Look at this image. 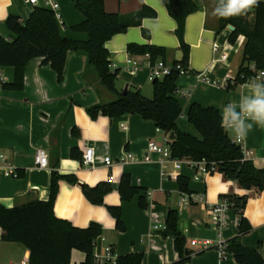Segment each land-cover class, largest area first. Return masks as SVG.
Listing matches in <instances>:
<instances>
[{
  "label": "crops",
  "instance_id": "1",
  "mask_svg": "<svg viewBox=\"0 0 264 264\" xmlns=\"http://www.w3.org/2000/svg\"><path fill=\"white\" fill-rule=\"evenodd\" d=\"M40 5L44 0H39ZM199 9L190 14L186 21L185 41L190 47V72L179 74L176 97L181 103L182 115L177 127L185 133L201 138L197 129L187 120V112L193 103L204 107H215L223 115L225 108L238 105L242 96L248 94L246 87L253 81L234 84L243 62L246 38L241 36L231 44L229 37L233 28L228 25L220 29L219 16L214 14L217 0H194ZM263 1L264 0H259ZM63 37L84 41L85 32L73 30V26L84 20V15L75 7L73 0H58ZM148 6L155 9V18L143 20V26L128 28L106 43L110 52L111 69L118 71L117 85L121 89L136 87L146 97H153V82L150 81V55L128 52L131 43L165 47L166 62L170 65L184 60L177 37V22L171 17L163 0H105V9L110 13L129 14ZM36 5L28 0H0V34L12 37L6 21L10 14L27 20ZM149 33V37L144 35ZM220 51H214V44ZM225 54L226 58L222 59ZM63 79L60 81L50 65L42 58H34L25 67V87L22 90L3 89L2 83L12 82L16 69L0 66V152L18 168L19 178L4 175L0 180V203L14 207L31 200L47 201L50 196L53 170L61 175L75 177L72 183L61 179L54 205L56 217L67 219L74 226L87 228L95 222L103 227V235L95 248L96 264H115L107 258L111 252L116 257L130 253H142L145 264H172L179 259L175 239L165 236L164 229H155V221L165 225L168 211L180 212L179 229L187 238L190 250L189 264H237L234 255L224 258L218 244L237 238L241 214L228 209L222 215L221 223L212 220L211 209L221 202L223 195L248 196L244 217L251 230L240 235L242 244L259 248L264 258V191L256 188L244 189L237 181L227 179L219 170L206 174L184 163L180 169L170 165L163 174L162 155L152 153L146 161L151 141L163 144L170 133L159 130L157 124L140 115H125L119 118L99 116L92 118L87 109L112 98L104 89L94 71L87 65V57L78 52L68 53ZM128 60L136 67L132 73ZM163 60V59H162ZM207 80V82L204 81ZM264 82L262 79H256ZM151 82V83H150ZM216 83V84H215ZM224 84V85H222ZM237 112L240 110L237 106ZM126 126V127H124ZM231 139L238 143L235 134L227 128ZM241 145L251 152L249 160L256 167H264V127L253 125ZM88 147L95 149L96 162L93 167L85 166L82 160L72 156L77 149L82 156ZM39 149L49 156V167L39 168L36 154ZM134 161H123L127 155ZM113 164L106 165V157ZM1 171H4L3 169ZM123 174H129L134 186L140 192L130 201H123L120 184ZM189 179L191 194L202 197V201L181 205L185 193L181 191L179 177ZM102 182L111 183L112 190L105 196V205L91 203L83 193V185L95 187ZM146 196L147 209H142L140 199ZM108 206H120L125 231L117 228L116 219ZM0 227V264H27L30 252L22 244L4 241ZM204 240L213 241L205 248ZM86 254L74 250L71 264H81Z\"/></svg>",
  "mask_w": 264,
  "mask_h": 264
},
{
  "label": "trees",
  "instance_id": "2",
  "mask_svg": "<svg viewBox=\"0 0 264 264\" xmlns=\"http://www.w3.org/2000/svg\"><path fill=\"white\" fill-rule=\"evenodd\" d=\"M73 2L75 8L84 15V20L73 26V30L87 33L88 39L84 41L63 37L56 11L44 5H37L27 20H22L15 14L8 16L6 25L12 37L0 34V66L14 67L16 76L12 82L2 83L3 89L22 90L25 87V67L34 58H42V63L50 65L61 81L68 53L71 51L82 53L87 57V65L96 71L102 87L112 96L111 99H103L87 109L92 118L101 115L110 118L140 115L145 120L154 121L159 130L174 133L175 137L168 141L174 159L206 161L207 167L215 165L227 179L237 181L244 189L256 188L264 191V167L258 168L252 160L245 159L242 146L229 136L223 115L217 108L204 107L198 103L190 106L187 120L194 125L201 138L182 132L177 127V120L182 115L181 103L176 97L178 71L174 69L169 76L153 81L152 98L146 97L142 90L136 87H128L127 90L118 87V71L111 69V56L106 43L130 27L143 26L144 19L155 18L157 16L155 9L144 6L138 11L120 14L107 12L105 0ZM163 2L171 17L177 22L176 34L184 54V60L180 63L188 65L190 47L185 41L186 21L199 6L194 0ZM219 20L220 29L228 25L234 28L229 37L231 44L236 43L241 36L246 38L242 65L234 84L227 86L228 89H232L264 70V2L259 1L258 6L250 9L245 15L219 17ZM144 35L149 37L146 31ZM128 52L150 55L152 63L159 59L166 61L167 56L165 47L136 43L128 45ZM72 156L82 160V154L77 149L72 150ZM61 179L77 182L75 177L64 176L53 170L47 201L31 200L14 207H6L0 203V227L4 233L2 238L7 242L22 244L29 250L30 258L27 264H71L74 250L86 254V260L81 264H96L95 248L98 239L103 235V227L93 222L87 228H79L67 219L56 217L54 205ZM179 185L182 192L191 194L188 178L180 176ZM82 187L86 198L96 205H105V196L113 189L109 182H102L91 188L87 185ZM119 191L123 201H130L140 189L133 185L129 174H123ZM222 198L227 199L232 209L241 214L240 235L249 232L251 225L244 217L248 196L228 194ZM140 206L147 209L146 196L141 197ZM107 208L118 221L117 228L125 231L121 207ZM179 219V210L171 208L167 213L163 234L175 239V249L180 257L172 264H189L190 254H186L187 238L179 229ZM240 235L227 243V253L234 255L237 264H264L259 248L244 246ZM115 264H145L144 256L142 253L120 255L116 258Z\"/></svg>",
  "mask_w": 264,
  "mask_h": 264
},
{
  "label": "built area",
  "instance_id": "3",
  "mask_svg": "<svg viewBox=\"0 0 264 264\" xmlns=\"http://www.w3.org/2000/svg\"><path fill=\"white\" fill-rule=\"evenodd\" d=\"M28 1H29V3H31V5H36V6L40 5L39 0H28ZM41 5H44L45 7H49L51 9H53L54 11H56L57 17H58L59 21H61L62 17L59 13L60 5L58 3V0H44V2ZM214 51L215 52L220 51L219 44H217V43L214 44ZM225 58H226V55L223 54L222 59H225ZM128 64H129L128 68L131 70V72L135 73L136 67H135L134 63H132L131 60H128ZM174 69L176 70V72L178 71L179 74H187L190 72L189 66L184 65L180 62L170 65L166 61L159 59V60L155 61L154 63L151 62L149 79L151 82H153L157 79H163L164 77L169 76L174 71ZM256 79L264 80V70L259 71L256 76L252 77L251 80L254 81ZM204 81L207 82L206 79H204ZM222 85H224V84H222ZM124 127H126V126H124ZM169 140H170V138H167V140L163 144H159L158 142L151 141L148 145V152H147L146 158H145L146 161H150L152 153H159L160 155H162L163 158L161 159V164H162L164 175L167 174V169L171 164L174 165V167L176 169H180L184 163H187V164L192 165V166H197L198 169H200L202 172H204L206 174H211V173L218 170V168L215 165H212L210 168L207 167L206 161L197 162V161H192L190 159L189 160L174 159L171 155L170 146L168 144ZM238 143H240V145H241V140H238ZM242 148L244 150L245 159L249 160L248 158L250 157L251 152L247 151L243 146H242ZM37 152H38L36 154L37 166L39 168H48L49 167L48 153L42 149H39ZM83 154H84L82 156L83 165L93 167L95 165V162H96L95 149L93 147H88ZM127 160L134 161L135 158H133V156L128 154L127 157H125L123 159V161H127ZM104 161H105V164L107 166L113 164V159L111 157L107 156L104 159ZM2 169L4 171H1ZM4 175L10 176L13 178H19L20 177V173L18 172V168H16L8 160V157L4 153L0 152V180L3 178ZM202 200H203L202 197H196L194 194L185 193V196L181 200V205H189L193 202L202 201ZM231 208H232L231 203L227 199H222L220 203H218L216 206L212 207V209H211L213 222L215 224L221 223L223 213L225 211H227L228 209H231ZM153 227L155 229H160V228L165 229L166 228V226L161 225V223H159V221H157V220L155 221ZM212 242L213 241H211V240H204L203 245L205 248H209L213 245ZM227 247H228V244L226 242H223V243L219 242L218 250H219V253L221 255V258H224L225 255L227 254V251H226ZM107 258L110 260L116 261L117 257L113 253L108 252Z\"/></svg>",
  "mask_w": 264,
  "mask_h": 264
},
{
  "label": "clouds",
  "instance_id": "4",
  "mask_svg": "<svg viewBox=\"0 0 264 264\" xmlns=\"http://www.w3.org/2000/svg\"><path fill=\"white\" fill-rule=\"evenodd\" d=\"M259 0H217L214 14L222 18L245 15L258 6ZM247 95L242 96L238 105L225 108V127L229 128L237 140H243L253 125L264 127V82L254 80L246 86ZM239 107L237 112L235 109Z\"/></svg>",
  "mask_w": 264,
  "mask_h": 264
},
{
  "label": "water",
  "instance_id": "5",
  "mask_svg": "<svg viewBox=\"0 0 264 264\" xmlns=\"http://www.w3.org/2000/svg\"><path fill=\"white\" fill-rule=\"evenodd\" d=\"M230 27L233 28V26H231V25H230ZM233 29H234V28H233ZM125 90H127V88H126ZM174 137H175L174 133H171V135H170V139H173ZM190 252H191V251L187 249L186 254H190Z\"/></svg>",
  "mask_w": 264,
  "mask_h": 264
},
{
  "label": "rangeland",
  "instance_id": "6",
  "mask_svg": "<svg viewBox=\"0 0 264 264\" xmlns=\"http://www.w3.org/2000/svg\"><path fill=\"white\" fill-rule=\"evenodd\" d=\"M151 83V82H150ZM148 98H152V97H148Z\"/></svg>",
  "mask_w": 264,
  "mask_h": 264
}]
</instances>
